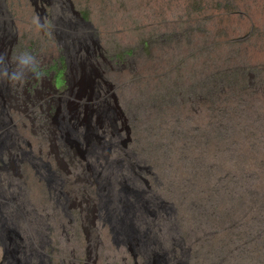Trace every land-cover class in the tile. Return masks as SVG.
Wrapping results in <instances>:
<instances>
[{"label": "rangeland", "instance_id": "rangeland-1", "mask_svg": "<svg viewBox=\"0 0 264 264\" xmlns=\"http://www.w3.org/2000/svg\"><path fill=\"white\" fill-rule=\"evenodd\" d=\"M69 1H53L62 34L50 21L46 33L37 30L33 0H7L17 26L13 55L33 53L45 74L63 44L79 51L96 41L114 121L118 112L127 117L128 148L175 206L192 264H207L222 247L239 253L236 244L264 234V0ZM70 72L78 85L81 74L83 82L100 80L89 64ZM14 113L36 143L26 113ZM237 257L231 262H248Z\"/></svg>", "mask_w": 264, "mask_h": 264}, {"label": "bare ground", "instance_id": "bare-ground-1", "mask_svg": "<svg viewBox=\"0 0 264 264\" xmlns=\"http://www.w3.org/2000/svg\"><path fill=\"white\" fill-rule=\"evenodd\" d=\"M53 1L33 4L39 17L52 23L50 31L63 34ZM15 24L7 0H0V49L13 68ZM88 34L95 36L86 31L87 39ZM87 42L81 51L63 44L45 74L40 69L18 85L0 83V264H192V246L181 236L178 212L163 200L158 178L151 184L145 177L151 169L128 148L127 117L118 112L114 121L108 105L112 86L103 72L106 60L96 41ZM76 64L100 70L99 82H83L82 74L79 85L76 77L72 81ZM77 85L93 97L79 94ZM17 111L26 113L36 143L15 124ZM226 241L223 246L231 243ZM235 246L247 263L231 262L237 254L222 247L207 264H264V234Z\"/></svg>", "mask_w": 264, "mask_h": 264}, {"label": "clouds", "instance_id": "clouds-1", "mask_svg": "<svg viewBox=\"0 0 264 264\" xmlns=\"http://www.w3.org/2000/svg\"><path fill=\"white\" fill-rule=\"evenodd\" d=\"M33 24L37 30H47V22L39 16L33 18ZM15 67H10L9 59L6 53H0V83L9 84L22 83L27 74L39 75L38 60L36 56L28 51L22 52L13 59Z\"/></svg>", "mask_w": 264, "mask_h": 264}]
</instances>
